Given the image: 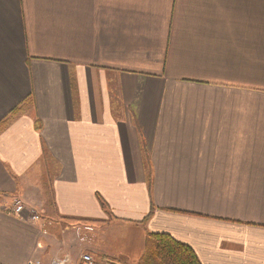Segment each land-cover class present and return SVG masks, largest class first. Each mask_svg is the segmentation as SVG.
Here are the masks:
<instances>
[{"label":"crops","instance_id":"obj_1","mask_svg":"<svg viewBox=\"0 0 264 264\" xmlns=\"http://www.w3.org/2000/svg\"><path fill=\"white\" fill-rule=\"evenodd\" d=\"M5 120L0 264H50L71 220L125 264L148 231L264 264V0H0Z\"/></svg>","mask_w":264,"mask_h":264},{"label":"trees","instance_id":"obj_2","mask_svg":"<svg viewBox=\"0 0 264 264\" xmlns=\"http://www.w3.org/2000/svg\"><path fill=\"white\" fill-rule=\"evenodd\" d=\"M28 99L19 105L13 115L19 113ZM9 120L0 123L2 130ZM150 180V179H149ZM139 264H201L195 251L188 245L163 233L147 232L146 250Z\"/></svg>","mask_w":264,"mask_h":264},{"label":"rangeland","instance_id":"obj_3","mask_svg":"<svg viewBox=\"0 0 264 264\" xmlns=\"http://www.w3.org/2000/svg\"><path fill=\"white\" fill-rule=\"evenodd\" d=\"M51 175V174H50ZM48 188V187H47ZM50 188V187H49ZM46 196H48V201L49 203L51 202V193H47ZM28 210H32V209H28ZM37 214H39L40 216L43 215V213L40 211V210H36L34 209ZM44 212V211H43ZM45 213V212H44ZM82 221H65V223L63 225H60V228L61 229V232L65 233L66 235V242L61 246V248H63L65 251L64 252H59L56 254V257H64V256H69L71 258H74L76 260H78L82 255L84 254H94L95 257L99 256L97 253L94 252L95 248H94V244L96 242V235H97V232H96V229L94 231V233L89 236V235H86L84 232L82 231H79L77 228L80 227L82 224H84L83 222L81 223ZM54 223V222H53ZM85 223H89V222H85ZM55 225V226H54ZM50 227H58L57 224H53V226H49L48 229ZM149 232V231H148ZM81 237H86L87 240L85 241H82L80 238ZM91 238V239H89ZM61 245V243H60ZM71 246V252L70 250L69 251H66L70 248ZM145 246H146V243H145ZM145 254V253H144ZM144 256V255H143ZM55 257V258H56ZM98 258H105L107 260H114L110 257H98ZM99 260H102V259H99ZM141 261V260H140ZM122 264H125L123 262H121ZM140 263V262H139ZM138 263V264H139Z\"/></svg>","mask_w":264,"mask_h":264},{"label":"built area","instance_id":"obj_4","mask_svg":"<svg viewBox=\"0 0 264 264\" xmlns=\"http://www.w3.org/2000/svg\"><path fill=\"white\" fill-rule=\"evenodd\" d=\"M27 212L29 215V219L37 223L41 221V216L37 214L35 210H28L26 211L23 204L21 201L16 200L14 202V210L13 213L17 215H21L23 213ZM79 231L84 232L86 235L91 236L94 231H95V226L91 223H84L80 227L77 228ZM82 241L87 240L86 237H81L80 238ZM91 239V238H89ZM102 259V260H99ZM28 264H39L35 261H31ZM50 264H122L120 261L117 260H107L105 258H98L97 256L95 257L94 254H84L82 255L76 262H73L71 257L69 256H64V257H56L54 258Z\"/></svg>","mask_w":264,"mask_h":264}]
</instances>
